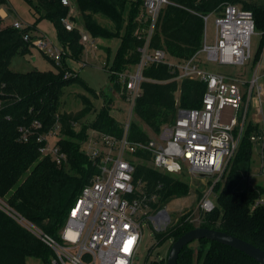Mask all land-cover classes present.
Returning <instances> with one entry per match:
<instances>
[{
  "label": "trees",
  "instance_id": "trees-1",
  "mask_svg": "<svg viewBox=\"0 0 264 264\" xmlns=\"http://www.w3.org/2000/svg\"><path fill=\"white\" fill-rule=\"evenodd\" d=\"M25 1L38 21L49 19L54 23L57 45L64 55L61 66L46 56L56 66V71H13V58L31 54L32 41L36 38L31 33L35 27L22 30L3 27L4 20L0 18V197L49 237L59 239L71 207L99 172L82 149L89 138V131L123 136L121 123L111 115L113 97L104 103L103 109L89 125L80 123L94 107L86 96H81L84 108L80 112H59L65 87L81 84L87 88L66 60L70 57L74 61H82L85 46L81 43L80 28L94 38L109 40L120 37L126 23L122 46L108 73H123L137 65L140 62L139 49L144 45L143 40L135 35L143 1L70 0L79 15L76 21L72 18L75 21L73 31L66 30L63 23L70 12V7L65 6L63 0ZM6 3V0H0V6ZM229 3L239 4L253 12L255 25L262 31L261 46L254 59L255 63L260 62L264 48V5L247 0H177L178 6L169 5L162 11L151 41L152 48L164 49L169 57L180 62L194 58L204 45L206 26L203 16L222 12ZM96 15L109 19L114 31L101 26ZM26 35L31 36V41L24 39ZM143 74L147 81L142 84L143 93L136 103L135 119L129 131L131 140L138 142L148 141L150 134L157 136L164 125H172L179 109H200L207 91L203 81H176L178 73L167 63L149 66ZM115 79V76H109V81ZM110 87L120 91L114 82ZM35 122L42 127L33 129ZM57 126L61 137L57 146L67 155V162L62 165L39 151L43 144L38 142V137L51 133ZM25 130L31 133L27 141L23 138ZM254 133H260L259 126L248 122L239 150L223 179L214 186L209 182L213 186L212 193L216 195L215 210L200 214L199 226L189 220L190 215H186L166 232L155 234L157 244L150 252L164 242L174 243L198 227L222 231L264 251V205L254 208L256 201L264 196V190L260 186L245 189V184L250 182L256 154V147L251 142ZM136 157L133 180L137 190L132 199H142L147 195L145 203L159 210L174 199L189 195V183L183 180L185 174L180 179L177 175L155 170L148 165L151 157L147 152L138 153ZM197 194L199 199L204 197L200 190ZM154 196L157 197L155 203L151 200ZM179 255L178 264H259L238 250L208 239L191 243ZM52 258L53 251L47 244L0 211V264H28L29 259L51 264Z\"/></svg>",
  "mask_w": 264,
  "mask_h": 264
},
{
  "label": "built area",
  "instance_id": "built-area-1",
  "mask_svg": "<svg viewBox=\"0 0 264 264\" xmlns=\"http://www.w3.org/2000/svg\"><path fill=\"white\" fill-rule=\"evenodd\" d=\"M135 2L137 0H130ZM140 15L137 18L136 37L143 40L140 62L123 73L110 72L116 77L110 80L119 86L113 90L124 106H114L115 120L121 123L123 136L108 135L91 130L82 149L99 170L91 183L83 188L76 203L69 211L68 219L59 233V239H52L43 229L37 227L19 214L7 200L0 197V211L10 216L22 228L29 230L53 251L51 264H134L142 243L145 224L151 225L155 234L164 233L171 227V216L165 208L154 210L146 204L147 195L142 199H132L137 187L133 180L138 153H149L148 165L155 170L170 175L193 174L216 177L222 180L234 159L242 136L247 127L249 115L253 111V101L258 102L256 114L262 115L263 86L259 84L256 72L251 83L242 78L219 72H211L201 66L200 55L206 54L208 60L221 66L244 67L253 59L251 55L252 37L257 27L253 12L243 9L239 4L224 6L220 13L203 16L204 23L215 16V44L209 45L204 33V45L194 58L180 62L169 57L164 49H153L152 39L162 11L169 5L178 6L177 0H142ZM70 7V18L63 20L66 30L73 31L71 22L73 7L70 0H63ZM0 8V18L5 21ZM3 27L7 25H2ZM14 29L26 28L22 22L9 25ZM81 30V43L90 42L88 33ZM31 41V36L24 37ZM34 41V39H33ZM32 45L38 47L57 66H61L64 55L58 45L45 37H38ZM171 59H174L172 61ZM167 63L178 73L175 80L203 81L207 91L200 109H179L176 121L164 125L158 135L148 141L131 140L129 131L135 118L137 101L143 93L142 84L147 81L143 72L152 65ZM113 111V110H112ZM122 114L125 121L115 116ZM254 123V122H253ZM260 133H254L251 142L258 148L264 173V125L259 123ZM42 125L35 122L33 129ZM23 131V129H21ZM60 127L46 135H40L38 142L43 156L51 158L58 165L67 162V155L57 146ZM30 130H25L23 138L27 141ZM214 183L213 186L216 184ZM212 186V189H213ZM204 194L198 205L200 214L215 210V200L211 191ZM154 203L157 197L151 199ZM264 205V199L256 201L254 208ZM199 222V220H198Z\"/></svg>",
  "mask_w": 264,
  "mask_h": 264
},
{
  "label": "rangeland",
  "instance_id": "rangeland-1",
  "mask_svg": "<svg viewBox=\"0 0 264 264\" xmlns=\"http://www.w3.org/2000/svg\"><path fill=\"white\" fill-rule=\"evenodd\" d=\"M249 2H255L257 4H263L264 0H247ZM6 4H2L0 8H4L7 12L5 16V25L9 26L14 22H22L26 27L34 26L35 29L31 33V35L36 36L33 42H36L38 37H45L47 40H51V42L56 46L58 44V35L55 30L54 23L49 19L37 20L36 16H33V10L29 3L25 0H6ZM73 16L75 21L78 19L77 12L73 8ZM69 15V14H68ZM70 18V15L68 16ZM67 17V18H68ZM95 18L99 22L101 26L106 29H110L114 31V25L109 20L106 19L102 15H96ZM215 16H211L208 21L205 23L206 26V41H208L209 45H214L215 41V30L216 26H214ZM71 18V22H75ZM75 24V23H74ZM126 23L123 25V30L121 32L120 37H115L112 39H103V38H94L89 33L90 42L85 43V50L82 55V61H74L70 57L67 58V63L69 67L85 82L87 88L83 85L72 84L70 86L65 87L64 94L60 101V113H78L80 110L84 108L81 96H86L92 103L93 110L87 114L85 117L81 119L82 125H89L94 122L96 116L105 106L104 103H108L110 97H113L114 102L111 106V115H114V106H124L119 100V98L110 90L109 85V67L116 60V56L122 46V40L126 33L125 29ZM262 31L257 29L256 34L252 37V49L251 55L253 59L246 64L244 67L238 66H221L217 63L214 64L208 60L206 54L200 55L201 66L204 69H207L211 72H219L228 75H234L236 77L242 78L243 82L251 83L255 73H258L260 78L259 84L264 88V48L262 51V57L260 62L255 63L254 59L256 58V54L261 46V36ZM174 61V59H171ZM12 70L15 72H31L34 70L40 71H55L56 66L50 61L44 52H42L38 47L33 46L31 54L29 55H18L11 61ZM109 65V66H108ZM95 92L93 94L91 91ZM179 97V93L177 94ZM262 107L263 110L262 115H257V107L258 102L253 101V111L249 115L248 122H254L256 124L264 125V91L262 93ZM117 119L121 121H125V117L122 114H118L115 116ZM135 119V118H134ZM253 123V124H254ZM259 126V125H258ZM148 131V128L144 126ZM154 136L153 134H150ZM256 147V146H255ZM258 151V148H255V152ZM256 156V154H254ZM253 158V167L251 171L250 182L245 184V189L250 190L255 186H264V175H259L256 173V167L259 165V161L256 160V157ZM258 159V157H257ZM185 181L189 183L190 191L189 195L183 198L174 199L170 204L166 206V209L169 211L171 216V227L175 226V224L181 219L183 216L190 215L189 220L192 223L199 226V218L200 212L197 209L199 202V194L197 191L200 190L202 193L210 192L212 186L210 183H216V177L213 176H197L193 174H185ZM181 175H177L180 179ZM210 182V183H209ZM212 198L216 200V195L212 193ZM263 198V197H262ZM170 227V228H171ZM169 228V229H170ZM168 229V230H169ZM166 232V231H165ZM142 243L139 248V253L134 261V264H166L168 258L169 249L172 246V241H167L162 243L159 247H155L154 250L150 252V249L157 244L155 240V233L151 227V225L145 224L143 229ZM161 233V232H160ZM159 233V234H160ZM28 264H43L40 260L29 259Z\"/></svg>",
  "mask_w": 264,
  "mask_h": 264
},
{
  "label": "water",
  "instance_id": "water-1",
  "mask_svg": "<svg viewBox=\"0 0 264 264\" xmlns=\"http://www.w3.org/2000/svg\"><path fill=\"white\" fill-rule=\"evenodd\" d=\"M206 239L229 246L236 251L238 250L246 254L251 259L253 258L259 264H264V251H262L260 248H257L253 244L251 245L243 239L237 237L235 238L222 231L220 232L217 230L201 227L190 230L188 233L179 237L177 241L172 243V246L168 252L166 264H178L180 256L179 254L185 247L191 245V243Z\"/></svg>",
  "mask_w": 264,
  "mask_h": 264
},
{
  "label": "crops",
  "instance_id": "crops-1",
  "mask_svg": "<svg viewBox=\"0 0 264 264\" xmlns=\"http://www.w3.org/2000/svg\"><path fill=\"white\" fill-rule=\"evenodd\" d=\"M2 14L3 15H7V12H6V10H4V11H2ZM3 25H5V21H4V24ZM52 71V70H51ZM56 71V70H55ZM264 128V127H263ZM256 160L257 161H259L260 163H259V165H258V167H256V173L257 174H259V175H264V173L262 172V170H261V165H262V161H260V157H259V155H258V152H256ZM257 157H258V159H257ZM263 190H264V186L262 185V186H260ZM263 199H264V196H263Z\"/></svg>",
  "mask_w": 264,
  "mask_h": 264
}]
</instances>
